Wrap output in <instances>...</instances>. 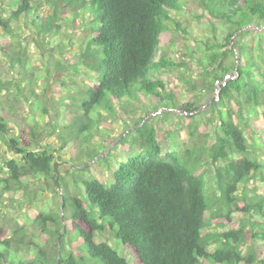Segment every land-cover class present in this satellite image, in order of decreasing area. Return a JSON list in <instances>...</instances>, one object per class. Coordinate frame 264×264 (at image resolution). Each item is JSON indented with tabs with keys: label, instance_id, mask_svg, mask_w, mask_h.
Listing matches in <instances>:
<instances>
[{
	"label": "trees",
	"instance_id": "16d2710c",
	"mask_svg": "<svg viewBox=\"0 0 264 264\" xmlns=\"http://www.w3.org/2000/svg\"><path fill=\"white\" fill-rule=\"evenodd\" d=\"M4 1L11 13L10 19H0V27L10 35L12 24L27 18L39 36L67 34L66 18L73 27L80 25L85 36L82 50L75 56L77 62L64 66L54 61L46 67V77H50L52 66L55 72L84 70L82 82L87 86L77 91L79 100L70 103L72 107L61 110L49 99L42 101L33 89L25 94L22 83L13 93L8 79L17 78L18 67L24 76L35 72L28 65L26 52L9 53L5 66L0 63V107L1 96L11 94L4 101L9 111L0 113V155L5 154L0 156L5 162L0 166V197L21 193L14 203L20 200L21 208L30 204L24 213L37 225L35 232L29 231L15 216V228L9 230L3 224L7 215L1 216L5 209L0 208L4 210L0 213V253L6 261L15 263L13 256L26 252L36 254L35 264H264V195L255 192L251 197L245 191L254 179L264 180V0H200L210 17L195 16L206 22L211 37L206 38L201 52L192 54L198 70L192 91L197 94L186 104L183 116L171 112L162 115L179 118L170 122L173 127L176 122L185 125L190 136L188 148L165 149L163 129L151 122L156 117L147 120L136 129L138 153L120 164L109 186L98 162L87 170L97 169L101 178L74 179L83 185L82 198L69 188L65 175L70 176V172L59 171L64 209L59 195L60 205L50 213L35 206L38 194L48 189L57 192L54 163L63 161L58 156L63 151L68 152L70 162L84 154L82 136L95 129L94 117L129 121L142 108H150L142 96L153 97L154 111L161 106L177 108L175 94L167 93L162 79L152 77L177 67L169 57L165 37L169 23L181 28L171 16L172 11L181 9V2L47 0L53 12L45 18L38 7L40 0ZM5 8L0 6V12L7 11ZM85 9L91 11V30L87 31L78 23L79 10L84 13ZM69 12L73 16L68 17ZM232 76L236 77L230 79ZM225 77L228 80L217 94L215 84ZM59 83L57 90L70 86L67 81ZM210 95L213 97L208 99ZM21 100L33 110L38 103L37 111L51 120L44 125L21 116L26 115L18 106ZM204 106L206 110L201 112ZM163 117L159 124H165ZM44 129L47 136H57V149L36 148ZM118 137L111 138L106 149ZM100 154L91 152L88 159ZM209 168L213 189L207 180ZM40 176L46 185L37 187L31 180ZM239 214L247 220L236 229ZM62 215L67 228L59 242ZM224 227L230 229L220 234L209 232ZM70 230L82 244L79 250ZM112 238L121 242L132 261L111 246ZM212 246L215 249L210 252ZM82 247L88 259L82 256ZM0 264L7 263L0 259Z\"/></svg>",
	"mask_w": 264,
	"mask_h": 264
},
{
	"label": "rangeland",
	"instance_id": "374dc122",
	"mask_svg": "<svg viewBox=\"0 0 264 264\" xmlns=\"http://www.w3.org/2000/svg\"><path fill=\"white\" fill-rule=\"evenodd\" d=\"M181 2V9L178 11H172L171 16L180 24V29H177L176 25L169 23L170 31L166 33L165 42L166 49L168 51L169 57L177 67L171 68V71L163 72L160 71L156 74V76L152 77V79L160 78L165 83L167 88V93H173L176 96V103L177 108H166V107H159L155 111L152 108L155 106L154 99L152 96H146L142 98L146 99V104L150 106L148 109L142 108L136 114L132 115L131 119L127 121L123 119V117H94L97 121L95 129L91 132L86 131L82 136L83 146L81 147V151L83 150L84 154L80 155L79 159H75L72 164L78 167H84L83 170H69L66 165L59 166L58 170L63 172L69 171L70 176L65 175L67 178V183L69 185L70 190L75 193L78 197L82 198V189L83 185L77 182L74 179L80 178L83 181L91 180L93 178L100 177L101 174L98 172L97 169L87 170L90 168L92 164L91 161L96 160L93 164L98 162V166L100 171L102 172L105 180L107 181V186L109 183L113 182V173L114 171L120 166L122 162L128 161V159L138 153L137 146L134 145L135 140L137 139L136 129L144 124L147 120H151L153 124H156L157 127L161 126L163 129L161 135L162 145L167 150H184L188 148L190 145V136L188 129L182 123H177L174 127L170 124L171 121H176L179 119L178 117H163L162 115L165 112H171L176 115L183 116L185 114L186 104L193 99L194 94H197L196 91L193 90V85H196V78L198 74V70L196 68V61H194L193 53L196 50L197 52H201L200 47L205 46V40L208 37H211V32L209 30L208 25L205 21L198 19L195 15H207L204 10V5L201 3L200 0H180ZM19 0H17V4ZM0 6L2 8L6 7L7 11L0 12V19L8 20L10 19L8 11L11 7H8V4L4 0H0ZM39 10H41L45 16V18L50 15L53 11L51 7L47 4V0H40L38 4ZM80 14L78 15V23L80 22L83 25L84 31L91 30L90 26V15L91 11L89 9H85L84 13L82 10H79ZM68 13V12H67ZM66 13V15H67ZM65 15L64 18L67 16ZM73 16L69 12L68 14ZM65 20V19H63ZM66 22V27L68 28L67 34L60 33L55 34L53 36H39L37 34V30L35 29L32 21L27 18V21H22L17 24H12L13 34L10 35L4 31L3 28L0 27V63L4 65V61L7 60V54L14 55L15 53L26 52V55L29 57L30 67L34 68L35 72L31 71L28 72V75L24 76V71L22 67H18V74L17 78L14 76L9 77L8 81L12 82L13 85L10 87L13 88V93L17 90V85L22 83V88L24 89L25 94H30L31 89L35 91L37 95L41 98L42 101L45 99H49L51 102L50 104L59 105L61 110L66 109L67 107H72L69 104L76 103L79 100V97H76V93L81 88H87L86 84L83 81L85 78V71L80 70L79 73L74 72L73 70H61L56 71L54 66L51 67L52 73L50 77H46V67L50 66V64L54 61H61L62 65L65 66L74 64L77 62L75 56L79 54L83 47V41L85 33L83 29L80 28V25L73 27L68 18L64 21ZM182 29H187L188 33H184ZM263 30V29H261ZM171 43H173L171 45ZM199 47V48H198ZM4 48V49H3ZM3 49V50H2ZM5 50V54H4ZM65 63V64H64ZM183 64H186L184 66ZM20 71V72H19ZM22 72V73H21ZM32 75V77L30 76ZM3 74H0L2 77ZM25 79L28 80L25 82ZM231 79V78H230ZM74 80L75 84L70 85V81ZM192 81V85L189 84L188 81ZM228 80V77H225L223 82H217L215 84L217 94L219 93L222 85ZM31 81V82H30ZM60 81H67L70 85L69 87L63 88V90H57L56 84H60ZM72 91V96H69V91ZM10 93H6L1 96V101H3L2 107H0V113H2L3 109L9 111V108L6 106L5 99L10 97ZM213 96H209L211 98ZM214 99H218V95L214 94ZM12 100V99H9ZM14 102V101H13ZM154 105V106H153ZM22 109H25L26 115L21 114L23 117H28L29 121H38L42 122L44 125L51 120V116H42L40 114V110L37 111L38 103H35L34 110L31 109V106L27 103H24L22 100L18 103ZM204 106L200 111L204 112L206 109ZM102 115H104V112ZM106 113V112H105ZM18 115L17 117H21ZM165 119L164 123H158L159 120L162 121ZM32 117V118H31ZM143 118L144 120L139 124L137 120ZM56 120H52L54 123ZM51 122V121H50ZM35 123V122H34ZM133 123V124H132ZM48 128V127H46ZM48 130H41L39 137L36 140V148L39 147H52L53 149H57L60 146V143L57 139L56 135L51 137L47 136ZM119 135L116 141L106 149L108 141ZM89 140L90 142L85 143V139ZM107 141V142H105ZM121 141L125 143L121 144ZM91 152L101 153L96 158L89 160L88 156ZM0 156H5V154H1ZM63 161L56 160L58 162L70 161V156L68 155L67 151H63L58 155ZM3 158H1L0 166L4 165ZM55 164V163H54ZM88 165L89 168H85ZM208 182L213 186V173L212 168L208 169ZM38 180H31L32 183H37L40 186H45V178L40 176L37 178ZM82 181V183H83ZM36 186H34L35 188ZM81 187V188H80ZM33 188V189H34ZM48 189V187H47ZM242 190V187L240 188ZM247 194L253 197L256 194L264 195V180L262 178H258L257 180H253L250 183V187H247L246 190ZM256 192V194H255ZM21 193H16L15 195H3L0 197V208H4L6 213H3L4 210H0V213H3L1 216L7 215L5 217V221L3 224L9 229L12 230L15 228V224L13 221V217L17 216V220L20 225H24L29 231L35 232L37 229V225L33 219L27 216L24 212L27 207H31V205H27V207H20V200L19 202H15L13 199L20 198ZM61 195L58 190L57 192H53L50 189L41 191L38 194V198L35 201V206L43 212V213H50L55 211L58 206L60 205V196ZM236 219H241L235 225L236 229H239L240 224L242 221H246L247 219L240 214ZM230 227L224 228H214L211 229L210 233H224L229 230ZM70 238L74 241L75 247L77 250L81 248L82 244H79L78 237L75 231L70 230ZM249 231V230H248ZM11 234V232H10ZM114 240L110 241L111 246L118 251V253L128 258L132 261V257L128 254L120 241L116 238H112ZM250 244V243H248ZM254 245H259L257 242L253 243ZM215 246L209 248V251H213ZM82 251L85 252L82 255L85 259H88L87 251L82 247ZM82 254V253H81ZM15 263L13 264H28L30 262H35L37 260V256L35 253L26 254V252H22L20 255L13 256ZM38 261V260H37ZM59 264V263H56ZM204 264H209L208 261H205Z\"/></svg>",
	"mask_w": 264,
	"mask_h": 264
},
{
	"label": "water",
	"instance_id": "95a60500",
	"mask_svg": "<svg viewBox=\"0 0 264 264\" xmlns=\"http://www.w3.org/2000/svg\"><path fill=\"white\" fill-rule=\"evenodd\" d=\"M235 47V46H234ZM236 76H232L231 79H234ZM225 85V83L222 85V87ZM96 160H93L91 161L90 164H93ZM63 165H66L67 167H71L73 169H76V170H83L84 167H78L74 164H72V162L70 161H64V162H58L56 161L55 164H54V171H55V179H54V182L57 186V189H58V192L61 194V204H62V210L64 209V202H65V195L63 193V190H62V187L60 185V175H59V166H63ZM90 165H88L87 167H85L86 169L89 168ZM62 220H63V231L59 234L58 236V240L60 242V238L62 236V234H64L66 232V228H67V225H66V222L64 220V216L62 215ZM59 255H61V247H60V243H59ZM0 259L4 260V262H6L7 264H13V263H9L6 261L5 259V254L4 253H0ZM59 263V261H58ZM28 264H35V262H30Z\"/></svg>",
	"mask_w": 264,
	"mask_h": 264
}]
</instances>
